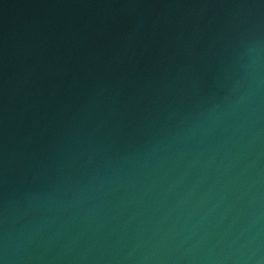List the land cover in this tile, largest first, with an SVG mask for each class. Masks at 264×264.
<instances>
[{
  "label": "water",
  "instance_id": "water-1",
  "mask_svg": "<svg viewBox=\"0 0 264 264\" xmlns=\"http://www.w3.org/2000/svg\"><path fill=\"white\" fill-rule=\"evenodd\" d=\"M0 264H264V0H0Z\"/></svg>",
  "mask_w": 264,
  "mask_h": 264
}]
</instances>
